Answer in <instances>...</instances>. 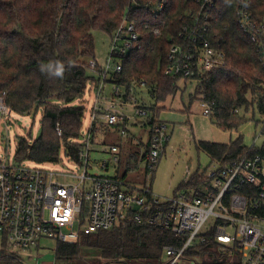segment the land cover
I'll use <instances>...</instances> for the list:
<instances>
[{"label":"trees","instance_id":"1","mask_svg":"<svg viewBox=\"0 0 264 264\" xmlns=\"http://www.w3.org/2000/svg\"><path fill=\"white\" fill-rule=\"evenodd\" d=\"M155 4L156 0H0V99L18 114L41 113L38 136L32 141L18 138L17 160L58 163L63 151L75 163L81 162L85 149L80 141L81 128L87 110L84 95L90 83L98 81L100 71L94 70L97 77L88 73L86 58H94L93 31L112 34L125 15L136 25L140 46L125 56L123 70L108 82L120 85L127 92L123 99L129 103L131 87L143 86L157 102L176 91L175 81L182 77L164 73L167 54L187 14L199 7L193 0H167L164 10L158 12ZM212 16V32L223 39L228 66L207 74L197 94L213 103L211 121L220 129L234 131L248 120L247 116H257L258 122L264 113V71L253 44L237 25L233 0H219ZM156 27L161 30L159 35L153 31ZM42 65L51 68L42 70ZM141 105L152 113L148 119L152 129L160 121L153 107ZM114 127L120 128L102 121L95 123L90 145ZM197 148L222 165L243 157L248 150L242 136L229 143L199 141ZM204 180L205 174L197 171L178 190H194ZM211 238L200 247V256L208 259L207 264H228L225 259L217 260V256L226 255L219 253ZM168 245L180 246L181 240L146 220H128L84 235L74 243L59 242L56 258L66 264H90L82 256L91 249L102 261L166 264L162 258ZM0 264L26 263L4 242Z\"/></svg>","mask_w":264,"mask_h":264},{"label":"built area","instance_id":"2","mask_svg":"<svg viewBox=\"0 0 264 264\" xmlns=\"http://www.w3.org/2000/svg\"><path fill=\"white\" fill-rule=\"evenodd\" d=\"M193 1L199 8L187 14L178 36L171 40L164 73L201 84L207 74L226 68L228 62L222 37L212 32V12L219 0ZM166 4L167 0H156V10L161 12ZM233 5L237 25L253 44L257 62L264 71V0H233ZM153 31L156 35L161 33L159 27ZM139 46L136 25L125 15L111 34L105 65L95 59L89 63L93 70L100 71L98 81L91 86L96 99L90 125L83 134L85 149L77 163L81 172L59 173L15 156L0 157V250L6 242L9 251L31 252L43 238L74 243L84 235L123 225L128 220H146L150 226L169 231L181 240L180 246L165 247L166 264L187 260L201 264L190 257L191 250L204 246L211 237L219 253L226 255L217 256V260L225 259L228 264H264V113L259 117V130L247 153L225 165L218 162L219 167L205 175L206 180L194 190L177 191L171 197L153 192V172L170 140L168 127L161 121L151 129L149 150L142 155L147 168L143 184L128 182L118 175L89 172L88 147L95 123L119 126V133L125 138L129 137L131 122L148 114L131 93L134 87L128 97L136 113L126 115L118 108L116 98H123L127 92L117 84H113L109 106L99 107L100 100L105 98L106 83L121 73L123 59ZM200 104L203 114L211 117L213 103L201 94ZM9 111L1 98V115L7 117ZM57 131L62 135L59 126ZM261 138L263 142L258 144ZM110 149V160L118 162L119 146L112 144ZM253 149L259 151L254 153ZM110 160L99 165L108 167ZM59 176L72 180L62 183ZM202 259V264H207L208 259Z\"/></svg>","mask_w":264,"mask_h":264},{"label":"rangeland","instance_id":"3","mask_svg":"<svg viewBox=\"0 0 264 264\" xmlns=\"http://www.w3.org/2000/svg\"><path fill=\"white\" fill-rule=\"evenodd\" d=\"M94 38V58H86L89 64L92 59L103 66L106 63L110 53L111 34L106 31L96 29L93 31ZM90 76L97 77L96 72L89 67ZM175 89L172 94H168L163 101H156L147 90L142 86L135 88L131 93L137 100L148 108L153 107V114L159 115L157 120L166 124L168 127L169 142L166 145L165 153L157 165L152 176L153 192L161 197H171L176 193L181 183L195 172L199 171L207 175L209 172L219 167V163L212 159L204 152L199 151L197 144L199 141H210L218 143H229L231 140L239 136L243 137L247 147H251L256 137L259 125L256 118L248 117L245 123H242L237 130H223L211 121L209 116L203 114L200 104L201 94H197L198 82L194 79L179 78L176 79ZM95 84V83H94ZM93 84V85H94ZM92 83L84 95L86 101V112L81 128V135L85 133L90 125L91 106L95 101V89L90 91ZM113 83L107 82L103 96L106 97L112 93ZM125 106L129 103L125 102ZM140 103V104H141ZM122 111L126 115L133 116L134 105L122 106ZM152 113L148 111L145 116H137L129 126V137H122L119 128L114 127L112 131L105 137H98L92 143L88 150L90 152L89 172L95 175H108L124 178L128 182L137 185L143 184L146 179V164L142 159V155L146 150V144L149 142L151 135V126L148 123ZM259 119V118H258ZM257 119V120H258ZM145 123V124H144ZM41 127V113L36 115H21L12 110L9 116L4 117L0 112V157L4 158L9 155L11 158L15 155L17 140L19 137H27L31 141L35 139ZM83 140V136L80 141ZM141 141V143H139ZM148 141V142H147ZM263 139L258 140V144ZM112 144L119 146V161L112 162ZM142 146V147H141ZM110 160L109 166L102 168L101 162ZM45 168H51L59 173L78 174L82 171L81 165L72 161L62 151L60 161L58 163H43ZM72 180L69 177L59 176V181L67 183ZM57 240L43 238L37 248L31 252L17 251L18 255L26 264H66L64 261L56 258ZM200 247L192 248L191 258L203 263L202 256L199 254ZM84 259L90 264H126L125 261H102L96 256L98 252L91 249L85 250ZM167 256L164 253L162 261L165 262ZM70 263V262H69ZM182 264H191L190 260Z\"/></svg>","mask_w":264,"mask_h":264},{"label":"crops","instance_id":"4","mask_svg":"<svg viewBox=\"0 0 264 264\" xmlns=\"http://www.w3.org/2000/svg\"><path fill=\"white\" fill-rule=\"evenodd\" d=\"M91 87V86H90ZM90 91H93V88L91 87V89H89ZM109 96L110 95H108V96H106L105 98H103L102 100H100V102H99V107L101 108V109H105L106 107H108L109 106ZM95 99H96V97H95ZM94 103H95V101H94ZM94 103H93V105H94ZM115 103L117 104V106H118V108H120L121 110H122V107L121 106H124V108L125 107H127V106H129V103L125 106V101H124V99L122 98V97H118V98H116V101H115ZM121 105V106H120ZM91 108H92V106H91ZM162 112H160V114H161ZM160 114L159 115H156L157 117V119H158V117L160 116ZM131 125H138V124H131ZM108 132V131H107ZM109 134V133H108ZM108 134H105V135H103V136H100V137H105V136H108ZM148 142V141H147ZM139 143H141V141H139ZM142 147V146H141Z\"/></svg>","mask_w":264,"mask_h":264},{"label":"clouds","instance_id":"5","mask_svg":"<svg viewBox=\"0 0 264 264\" xmlns=\"http://www.w3.org/2000/svg\"><path fill=\"white\" fill-rule=\"evenodd\" d=\"M45 67L51 68V65H47V66L42 65L41 69L43 70ZM57 74H59V73H57Z\"/></svg>","mask_w":264,"mask_h":264}]
</instances>
